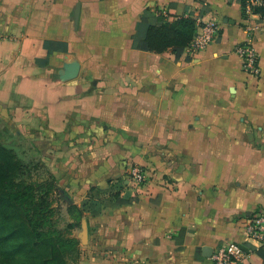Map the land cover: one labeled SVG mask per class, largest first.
Listing matches in <instances>:
<instances>
[{"label": "crops", "instance_id": "0c3cea01", "mask_svg": "<svg viewBox=\"0 0 264 264\" xmlns=\"http://www.w3.org/2000/svg\"><path fill=\"white\" fill-rule=\"evenodd\" d=\"M180 15L217 18L220 39L195 57L140 48ZM251 22L259 78L235 51L249 39L242 0H0V128L50 160L82 211V264H214L227 242L260 248L245 234L264 208V18ZM133 165L144 182L128 179Z\"/></svg>", "mask_w": 264, "mask_h": 264}, {"label": "rangeland", "instance_id": "374dc122", "mask_svg": "<svg viewBox=\"0 0 264 264\" xmlns=\"http://www.w3.org/2000/svg\"><path fill=\"white\" fill-rule=\"evenodd\" d=\"M15 135L8 128H0V196L4 198L0 202V221L16 223L18 229L12 237L3 236L0 240V264L48 261L50 244L31 251V244L35 242L31 229L41 233L45 240H50V232H53L59 241L77 242L76 247L66 246L62 257L67 264H82L80 236L83 229L77 225L83 215L78 205L63 194L62 187L50 174V160L33 148L29 140H15ZM13 229V226H0L4 235ZM17 244L26 245L13 251Z\"/></svg>", "mask_w": 264, "mask_h": 264}, {"label": "built area", "instance_id": "2783aa9c", "mask_svg": "<svg viewBox=\"0 0 264 264\" xmlns=\"http://www.w3.org/2000/svg\"><path fill=\"white\" fill-rule=\"evenodd\" d=\"M255 5H264V0H246L248 17L246 18L245 29L249 39L239 43L235 51L242 59L244 71L259 78L261 74L259 54L252 41L253 36L259 30V27L251 22V18L258 15L253 12ZM198 26L194 39L186 48L187 54L191 57H195L202 49L216 43L221 36V23L217 18ZM128 179L138 184L144 182L146 180L145 169L139 165L131 166L128 170ZM245 234L259 246L264 245V208L248 219ZM253 253L254 248L238 242H227L214 250L212 258L214 264H240Z\"/></svg>", "mask_w": 264, "mask_h": 264}, {"label": "trees", "instance_id": "16d2710c", "mask_svg": "<svg viewBox=\"0 0 264 264\" xmlns=\"http://www.w3.org/2000/svg\"><path fill=\"white\" fill-rule=\"evenodd\" d=\"M243 4V17L246 19L248 17L247 15V7H246V0H242ZM253 12L255 14L260 15L262 18H264V5H255L253 6ZM198 24L194 18L180 15L174 20L173 22L165 21L164 18H160V23L155 25H150L148 27L147 35L146 37L140 42V48L154 51V52H164L168 49H173V51L177 54V56H181L185 51L188 45L192 42L194 39L196 33H197ZM124 185V182L122 181V184ZM121 189L117 190L116 192H112V196L115 197L117 200L121 199H132L135 198L131 195L129 192H125L123 194V197H121ZM99 196V195H98ZM68 197V196H66ZM4 198L0 196V202L3 201ZM97 198H92L91 202H89L92 205L97 206L98 205ZM80 209V208H79ZM80 213H82L81 210H79ZM9 226L14 227V229L10 232H8L6 235L2 234L0 232V240L3 239V236H10L12 237L13 232H17V224L13 222H8L6 220L0 221V226ZM73 227L74 225H70L69 227ZM27 230H29L27 228ZM31 235L33 234L35 237V242H33L31 245V251H36V247L41 248L43 244H50V258H48L47 262L44 264H67L63 260V250L66 246L70 245L75 246L77 242L73 241L71 243L70 241H59L58 239H55L53 236V232H50V240H45L42 238V234L39 232H35V229L29 230ZM50 241V243H49ZM26 244H17L15 249H12L15 251L19 247H23ZM76 247V246H75ZM251 248H254V252H258L260 255L264 256V245L260 246V248H256L254 246H248Z\"/></svg>", "mask_w": 264, "mask_h": 264}, {"label": "water", "instance_id": "95a60500", "mask_svg": "<svg viewBox=\"0 0 264 264\" xmlns=\"http://www.w3.org/2000/svg\"><path fill=\"white\" fill-rule=\"evenodd\" d=\"M211 256H212V254H211Z\"/></svg>", "mask_w": 264, "mask_h": 264}]
</instances>
